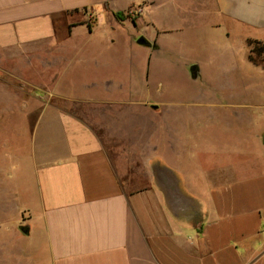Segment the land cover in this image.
<instances>
[{
    "label": "crops",
    "instance_id": "1",
    "mask_svg": "<svg viewBox=\"0 0 264 264\" xmlns=\"http://www.w3.org/2000/svg\"><path fill=\"white\" fill-rule=\"evenodd\" d=\"M250 41L264 0H0V264H264Z\"/></svg>",
    "mask_w": 264,
    "mask_h": 264
},
{
    "label": "rangeland",
    "instance_id": "2",
    "mask_svg": "<svg viewBox=\"0 0 264 264\" xmlns=\"http://www.w3.org/2000/svg\"><path fill=\"white\" fill-rule=\"evenodd\" d=\"M129 18H131L132 20L134 19V15L129 13ZM100 28L103 29V32H107V30H109L110 28V19L109 18H105L104 21H102V23H100ZM124 34H126L125 32H123V37ZM81 40V39H80ZM79 40V41H80ZM251 49H254V53H253V58L256 60V62L258 63H262L263 59H264V54L262 56H259L258 53L256 52V47L252 46ZM158 75L157 77H159V83H155L158 84L159 86V91L164 92V93H174L178 94L181 96L182 100L184 101H191L194 100L193 97L197 92L200 91H207L210 87V82H204V80H192V79H185L181 76H178V74H173L174 71H176L175 69L171 68L170 72H167L166 68H160V70H158ZM179 91V92H178ZM247 130V129H246ZM239 131L236 129L235 130V139H237V135H238Z\"/></svg>",
    "mask_w": 264,
    "mask_h": 264
},
{
    "label": "trees",
    "instance_id": "3",
    "mask_svg": "<svg viewBox=\"0 0 264 264\" xmlns=\"http://www.w3.org/2000/svg\"><path fill=\"white\" fill-rule=\"evenodd\" d=\"M118 19L122 20L123 18H125V15L122 14V13H117L115 15ZM129 17V16H128ZM249 45L252 47V46H255L256 47V52L258 53L259 56H262L264 54V44H262L261 42H257V41H250L249 42ZM253 53H254V49H251V55H250V59L252 62L254 63H258L256 62V60L253 58ZM264 63V59H263V62Z\"/></svg>",
    "mask_w": 264,
    "mask_h": 264
},
{
    "label": "water",
    "instance_id": "4",
    "mask_svg": "<svg viewBox=\"0 0 264 264\" xmlns=\"http://www.w3.org/2000/svg\"><path fill=\"white\" fill-rule=\"evenodd\" d=\"M138 43L141 44V45H146V46H150L151 45L143 37L138 40Z\"/></svg>",
    "mask_w": 264,
    "mask_h": 264
}]
</instances>
